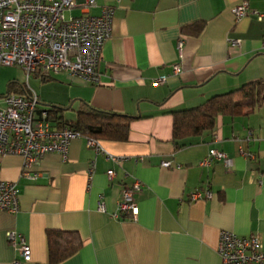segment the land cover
<instances>
[{"label":"crops","instance_id":"0c3cea01","mask_svg":"<svg viewBox=\"0 0 264 264\" xmlns=\"http://www.w3.org/2000/svg\"><path fill=\"white\" fill-rule=\"evenodd\" d=\"M244 2L250 12L237 20L234 9ZM104 7L115 13L98 84L65 73L27 80L17 67L25 83L14 67L0 66V109L7 95L35 93L42 110L66 108L64 121H75L86 104L133 118L127 142L99 140L97 153L83 136L72 142L66 161L45 155L28 176L23 158H0V181L16 184L20 204L16 214L0 211V264H50L49 230L77 232L84 241L61 264H222L217 248L224 231L258 236L264 249V96L250 115L219 116L213 130L180 141V148L172 115L264 81V18L254 13L264 15V0H96L90 14ZM32 77L39 94L27 86ZM161 78L166 82L154 84ZM212 149L226 154L230 166H202ZM136 181L143 185L138 216L117 218L122 191ZM206 187L212 199L192 201ZM100 201L105 213L98 212ZM11 231L29 244L30 263L8 241Z\"/></svg>","mask_w":264,"mask_h":264},{"label":"built area","instance_id":"2783aa9c","mask_svg":"<svg viewBox=\"0 0 264 264\" xmlns=\"http://www.w3.org/2000/svg\"><path fill=\"white\" fill-rule=\"evenodd\" d=\"M95 7L96 0H0V66L23 69L27 80L31 76L52 77L65 73L86 84H98V67L104 45L112 35L115 11L113 7H104L100 15L93 16L90 11ZM76 9H81L82 15L67 19L66 11ZM249 12L247 2L234 9L237 20ZM254 13L263 20L264 15ZM231 45L239 46L240 41L232 40ZM178 48L182 53L183 41L179 42ZM174 73H181L180 65L174 66ZM165 82L166 78H161L154 84ZM52 124L48 110L41 109L35 93L7 95L5 107L0 109V158H23L25 176H28L27 170L45 155L59 154L66 161L72 142L83 136L73 128L56 129ZM86 140L87 148L102 152L100 141ZM106 156L108 160L118 161L109 154ZM214 162H223L226 167L231 163L226 154L212 149L201 165L209 166ZM94 170L93 163L91 177ZM107 175L113 179L115 173L110 170ZM142 191L143 185L139 181L124 188L117 218L136 219L139 213L136 197ZM212 197V191L206 187L197 190L192 201ZM19 209L16 184L0 181V211L16 214ZM98 212H106L103 201L99 203ZM7 238L23 262L30 263L31 248L25 238L12 231L7 233ZM217 251L222 264H264V249L258 236L240 237L224 231L220 234Z\"/></svg>","mask_w":264,"mask_h":264},{"label":"trees","instance_id":"16d2710c","mask_svg":"<svg viewBox=\"0 0 264 264\" xmlns=\"http://www.w3.org/2000/svg\"><path fill=\"white\" fill-rule=\"evenodd\" d=\"M43 82L51 76H37ZM24 89V87H23ZM27 94V91H24ZM264 81L250 82L238 90L217 95L203 105L172 113L174 116V142L179 144L188 138L198 137L215 127L219 116H248L263 104ZM60 106H49V119L58 125L70 127L82 136L95 140L124 143L129 140L132 117L101 111L86 104L76 112L73 122L64 121L60 114L66 111ZM50 264H61L75 256L84 245L77 232L49 230L47 232Z\"/></svg>","mask_w":264,"mask_h":264},{"label":"rangeland","instance_id":"374dc122","mask_svg":"<svg viewBox=\"0 0 264 264\" xmlns=\"http://www.w3.org/2000/svg\"><path fill=\"white\" fill-rule=\"evenodd\" d=\"M65 15H66V18L68 19V18H71L72 16H76V12H75V10H73V11H66V13H65ZM11 68V67H10ZM15 68V69H14ZM13 69L15 70V72L16 73H18V75H20L21 77H20V80L21 81H23V82H25L26 83V76H25V74H23L22 73V71L20 70V69H17V67H14ZM19 68V67H18ZM23 70V69H22ZM35 84H36V81L33 79V77L31 78V80H30V82H29V85H27L28 86V88L29 89H32L33 91H35L37 94H39L38 92V89L39 88H36L35 87Z\"/></svg>","mask_w":264,"mask_h":264}]
</instances>
